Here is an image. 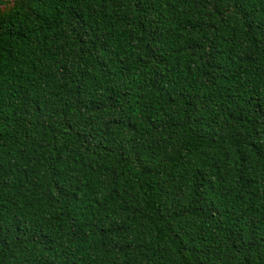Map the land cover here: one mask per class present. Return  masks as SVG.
<instances>
[{
    "label": "trees",
    "instance_id": "obj_1",
    "mask_svg": "<svg viewBox=\"0 0 264 264\" xmlns=\"http://www.w3.org/2000/svg\"><path fill=\"white\" fill-rule=\"evenodd\" d=\"M0 264H264V0H2Z\"/></svg>",
    "mask_w": 264,
    "mask_h": 264
},
{
    "label": "snow or ice",
    "instance_id": "obj_2",
    "mask_svg": "<svg viewBox=\"0 0 264 264\" xmlns=\"http://www.w3.org/2000/svg\"><path fill=\"white\" fill-rule=\"evenodd\" d=\"M0 2H2V0H0Z\"/></svg>",
    "mask_w": 264,
    "mask_h": 264
}]
</instances>
